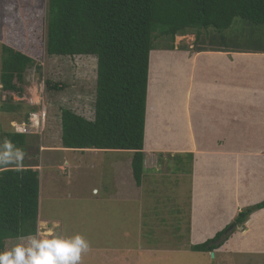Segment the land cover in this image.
Masks as SVG:
<instances>
[{"label": "rangeland", "instance_id": "374dc122", "mask_svg": "<svg viewBox=\"0 0 264 264\" xmlns=\"http://www.w3.org/2000/svg\"><path fill=\"white\" fill-rule=\"evenodd\" d=\"M5 1L0 0V27L1 5ZM37 2L40 7L47 8L48 0ZM170 44V40L157 39L155 51H166L162 49ZM174 46L175 54L195 53L198 48L210 47L262 52L264 26L249 25L237 18L222 33L194 30L177 36ZM45 48L38 54L41 71L31 68L27 72L25 95H11L13 104L23 102V108L13 113L1 111L0 142L5 131L12 132L13 123L24 122L29 108L36 106L35 113H44L39 133L27 136L28 145L22 162L41 167L39 213L42 221L49 222L46 229H53V237L70 239L80 235L89 243L90 250L82 254L80 264H212L211 254L196 253L186 247L190 245L192 185L182 173L190 172L191 159L182 155L173 158L163 155L161 158L154 152L149 153L145 166L151 171L144 176L140 187L133 178L132 154L129 152L64 149L61 139L63 110L94 120L97 59L92 56L50 57ZM158 55L153 53L151 59L150 103L152 98L156 102L159 89L167 101L172 95L168 78L161 75L164 65L159 59L155 61ZM185 80L188 81L187 74L183 84ZM47 81L60 84L63 90H49ZM209 92L205 88L199 97L204 98ZM177 96L183 99L182 93ZM3 99L0 89L2 110ZM178 111L177 127L170 125L173 132L166 131L163 143L166 147L172 148L170 145L179 141V130L187 134L186 115ZM241 111L246 112L244 108ZM153 118L151 113L146 137L148 145L154 140L150 135ZM197 126H194L195 130L200 131ZM160 135L164 136L165 131L161 130ZM180 161L186 163L184 167ZM11 240L5 242L8 244L5 250L9 251L19 243L16 239ZM202 243L203 239L199 241ZM226 256L231 264L232 255L228 253L215 258V264H226ZM239 264H264V258L247 257Z\"/></svg>", "mask_w": 264, "mask_h": 264}, {"label": "trees", "instance_id": "16d2710c", "mask_svg": "<svg viewBox=\"0 0 264 264\" xmlns=\"http://www.w3.org/2000/svg\"><path fill=\"white\" fill-rule=\"evenodd\" d=\"M1 6L0 85L5 104L1 110L13 113L23 108V102L13 104L11 95H25L27 72L31 68L41 71L38 54L44 47L50 57H95L94 120L63 110L62 146L77 151L129 152L133 178L140 187L151 171L145 166L144 147L155 41L170 40L162 50L175 51V38L190 31L222 33L237 18L264 26V0H48L46 9L37 0H6ZM197 50L219 51L217 47ZM46 86L63 90L50 81ZM35 107L28 109L24 122L36 112ZM5 140L26 153V135L12 130L1 135L0 143ZM33 167L21 161L19 166L0 169V253L6 240L37 232L40 179ZM263 209L264 201L249 206L234 222L243 227ZM229 226L191 246V251L215 253L219 259L237 231L223 237Z\"/></svg>", "mask_w": 264, "mask_h": 264}, {"label": "crops", "instance_id": "0c3cea01", "mask_svg": "<svg viewBox=\"0 0 264 264\" xmlns=\"http://www.w3.org/2000/svg\"><path fill=\"white\" fill-rule=\"evenodd\" d=\"M217 48L219 51L154 52L160 54L155 61L163 63L161 75L168 78L172 95L167 101L159 89L156 102L152 98L150 103L148 89L145 155L154 152L165 158L182 155L191 159L190 172L182 173L192 185L190 245L186 247L213 238L231 225L242 210L264 201V51ZM185 74L188 81L183 84ZM205 88L210 91L208 96L199 97ZM179 93L183 99H178ZM241 108L246 112L242 113ZM1 111L0 108V123ZM177 111L186 115L187 134L179 130V141L170 148L163 143L166 131L177 127ZM151 113L154 118L150 135L154 140L148 145ZM196 125L200 131L195 130ZM161 130L165 131L164 136L160 135ZM180 162L184 167L186 163ZM40 168L33 167L37 171ZM38 221L42 238L53 237V229H46L49 222L42 221L40 213ZM15 241L19 242L16 246H26L28 237ZM223 250V254L232 255L231 264H239L247 257L264 258V209L255 212L243 227H237ZM224 259L228 264L227 256Z\"/></svg>", "mask_w": 264, "mask_h": 264}, {"label": "clouds", "instance_id": "9594fccd", "mask_svg": "<svg viewBox=\"0 0 264 264\" xmlns=\"http://www.w3.org/2000/svg\"><path fill=\"white\" fill-rule=\"evenodd\" d=\"M23 156V151L10 141L0 143V169L19 166ZM89 250V243L80 235L70 239L42 238L37 221V232L28 237L27 245H17L0 253V264H80L82 254Z\"/></svg>", "mask_w": 264, "mask_h": 264}, {"label": "built area", "instance_id": "2783aa9c", "mask_svg": "<svg viewBox=\"0 0 264 264\" xmlns=\"http://www.w3.org/2000/svg\"><path fill=\"white\" fill-rule=\"evenodd\" d=\"M43 121H44V113L42 112L32 113L30 115L28 122H23L22 124L13 123L12 130L16 134H21L26 136L37 135L39 133L40 128L43 126Z\"/></svg>", "mask_w": 264, "mask_h": 264}, {"label": "water", "instance_id": "95a60500", "mask_svg": "<svg viewBox=\"0 0 264 264\" xmlns=\"http://www.w3.org/2000/svg\"><path fill=\"white\" fill-rule=\"evenodd\" d=\"M236 228H237V223L233 222L229 226V228L227 229V231L225 232V235L223 237L227 238L230 235V233H232ZM211 257H212V260H214V262L212 264H215L216 254L215 253H211Z\"/></svg>", "mask_w": 264, "mask_h": 264}]
</instances>
